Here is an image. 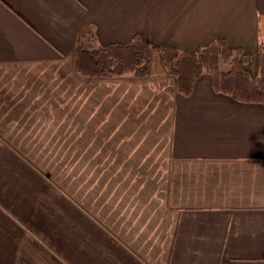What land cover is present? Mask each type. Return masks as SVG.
Here are the masks:
<instances>
[{"label":"crops","instance_id":"obj_1","mask_svg":"<svg viewBox=\"0 0 264 264\" xmlns=\"http://www.w3.org/2000/svg\"><path fill=\"white\" fill-rule=\"evenodd\" d=\"M80 34L224 38L255 76L264 0H0V264H264V103L181 93L158 52L81 75Z\"/></svg>","mask_w":264,"mask_h":264},{"label":"trees","instance_id":"obj_2","mask_svg":"<svg viewBox=\"0 0 264 264\" xmlns=\"http://www.w3.org/2000/svg\"><path fill=\"white\" fill-rule=\"evenodd\" d=\"M88 40L91 38L80 34L75 49L74 68L81 75L143 78L148 74L152 53L158 52L167 72L176 77L181 93H190L196 79L207 72L215 90L241 101L264 103L263 47L258 54V72L253 76L247 68L248 54L231 47L224 38L195 51L151 45L139 36L128 44L98 47L87 46Z\"/></svg>","mask_w":264,"mask_h":264},{"label":"rangeland","instance_id":"obj_3","mask_svg":"<svg viewBox=\"0 0 264 264\" xmlns=\"http://www.w3.org/2000/svg\"><path fill=\"white\" fill-rule=\"evenodd\" d=\"M88 41H90V40H88ZM88 41H85V42L87 43ZM86 43H85V44H86ZM87 45H91V43H90V42H88V44H87ZM258 54H259V53H258Z\"/></svg>","mask_w":264,"mask_h":264}]
</instances>
